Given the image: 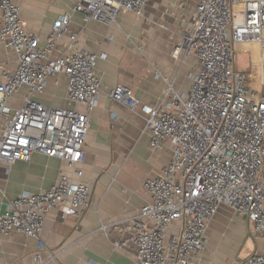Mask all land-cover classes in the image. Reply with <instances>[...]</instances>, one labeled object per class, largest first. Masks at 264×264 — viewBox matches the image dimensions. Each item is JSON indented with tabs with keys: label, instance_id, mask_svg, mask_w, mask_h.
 I'll return each instance as SVG.
<instances>
[{
	"label": "built area",
	"instance_id": "1",
	"mask_svg": "<svg viewBox=\"0 0 264 264\" xmlns=\"http://www.w3.org/2000/svg\"><path fill=\"white\" fill-rule=\"evenodd\" d=\"M148 1L79 0L43 38L28 29L15 0H0V44L11 55L0 61V165L9 168L40 152L72 169V175L62 174L48 189L24 191L5 207L0 204V235L20 231L37 239L35 264H47L42 233L49 214L58 209L64 217L79 216L91 195L81 164L101 93L100 56L72 31L73 15L81 12L84 23L111 27L125 13L143 17ZM253 45L264 56V0H197L192 15L181 20L180 41L172 53L183 61L191 55L199 60L190 88L178 91L166 79L156 103L144 102L123 83L109 92L113 100L146 116L152 150L166 143L172 148L170 164L143 182L148 201L125 219L128 235L115 241L116 247L135 250L134 264H197L222 205L245 217L251 237L263 243L261 252L230 264H264V57L254 58ZM241 49L251 50L249 69L237 68ZM58 73L67 79L72 107L34 98ZM22 89L27 93L21 103L12 104ZM174 224L179 229L169 232Z\"/></svg>",
	"mask_w": 264,
	"mask_h": 264
},
{
	"label": "crops",
	"instance_id": "2",
	"mask_svg": "<svg viewBox=\"0 0 264 264\" xmlns=\"http://www.w3.org/2000/svg\"><path fill=\"white\" fill-rule=\"evenodd\" d=\"M78 1L15 0L28 29L43 38L54 20L72 10ZM196 4L191 10L183 0H149L143 17L125 13L111 27L96 21L84 23L82 13H74L72 31L79 32L85 48L100 56L97 73L101 93L91 114L85 160L81 164L91 195L88 207L79 216L64 217L54 209L47 217L42 233L47 264L136 262L135 250L116 247L115 241L128 235L125 219L139 212L148 201L143 182L170 164L172 148L166 143L165 148L152 150L146 116L113 100L109 92L123 83L131 86L144 102L156 103L163 97L166 79L178 91L190 88V74L198 72L199 60L191 55L183 61V56L176 59L172 53L180 41L181 20L192 15ZM66 42L67 37L59 48ZM158 46L165 52L158 50ZM9 56L0 44V61ZM26 93L22 89L10 102L20 104ZM34 98L51 106L72 107L67 79L61 73L49 77L45 91ZM62 174L72 175L68 163L40 152H35L30 161L18 160L9 168L0 165V204L5 207L24 191L48 189ZM178 229L174 224L169 232ZM251 230L245 217L231 206L222 205L209 225L208 243L197 264H230L261 252L263 243L251 237ZM37 250L38 240L23 232L0 235V264H35L33 253Z\"/></svg>",
	"mask_w": 264,
	"mask_h": 264
},
{
	"label": "rangeland",
	"instance_id": "3",
	"mask_svg": "<svg viewBox=\"0 0 264 264\" xmlns=\"http://www.w3.org/2000/svg\"><path fill=\"white\" fill-rule=\"evenodd\" d=\"M183 1L186 2L189 7H191V10L194 9V6L196 4V0H183ZM253 48H254V58L256 60H259L260 57H264L263 54L261 53V51H258L259 49L256 46L253 45ZM157 49L162 51L164 48H160L158 46ZM251 55H252V53H251L250 49H241L240 51H238V53H237V68L244 69V70L249 69V66L251 63L250 62ZM191 57H193V56H191ZM192 59H194V58H191L192 63L195 62V59L194 60H192ZM185 68H187V66L184 64L183 69H185ZM257 71H258V69H257ZM257 71H256V74L254 75V77H255L254 80H255L256 84L259 83V81H260L258 79L259 77L257 76V74H259V71L258 72Z\"/></svg>",
	"mask_w": 264,
	"mask_h": 264
},
{
	"label": "bare ground",
	"instance_id": "4",
	"mask_svg": "<svg viewBox=\"0 0 264 264\" xmlns=\"http://www.w3.org/2000/svg\"><path fill=\"white\" fill-rule=\"evenodd\" d=\"M260 54V53H259ZM257 69L259 70V66L256 64L255 66V71H257ZM257 76L259 77L258 79H260V70H259V74H257Z\"/></svg>",
	"mask_w": 264,
	"mask_h": 264
}]
</instances>
